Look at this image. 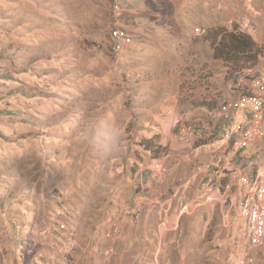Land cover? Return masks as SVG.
<instances>
[{"label": "rangeland", "instance_id": "obj_1", "mask_svg": "<svg viewBox=\"0 0 264 264\" xmlns=\"http://www.w3.org/2000/svg\"><path fill=\"white\" fill-rule=\"evenodd\" d=\"M235 23L253 64L213 56ZM239 95L264 99V0H0V264H264L220 138Z\"/></svg>", "mask_w": 264, "mask_h": 264}, {"label": "built area", "instance_id": "obj_2", "mask_svg": "<svg viewBox=\"0 0 264 264\" xmlns=\"http://www.w3.org/2000/svg\"><path fill=\"white\" fill-rule=\"evenodd\" d=\"M114 38L122 43L131 42L130 37L119 28L114 30ZM220 112L225 123L220 138L226 147L233 149L232 154L242 157L246 150L254 146L258 153L256 161L262 158L254 174L238 180L240 196L235 197L236 202L234 200L237 211L248 220L249 237L261 243L264 238V99L254 95H239L221 107ZM218 115L215 113L212 116ZM254 162L250 161V165H254ZM215 165L213 160L203 166L208 169ZM117 230L115 222L112 231Z\"/></svg>", "mask_w": 264, "mask_h": 264}, {"label": "trees", "instance_id": "obj_3", "mask_svg": "<svg viewBox=\"0 0 264 264\" xmlns=\"http://www.w3.org/2000/svg\"><path fill=\"white\" fill-rule=\"evenodd\" d=\"M214 58H222L228 62L255 63L261 51L258 48L253 27L233 24L232 29L215 27L211 29ZM149 140L143 139L142 146L146 149Z\"/></svg>", "mask_w": 264, "mask_h": 264}, {"label": "clouds", "instance_id": "obj_4", "mask_svg": "<svg viewBox=\"0 0 264 264\" xmlns=\"http://www.w3.org/2000/svg\"><path fill=\"white\" fill-rule=\"evenodd\" d=\"M108 131L103 140L94 141L95 150L101 158H109L118 154L123 147V135L118 127L107 122Z\"/></svg>", "mask_w": 264, "mask_h": 264}, {"label": "crops", "instance_id": "obj_5", "mask_svg": "<svg viewBox=\"0 0 264 264\" xmlns=\"http://www.w3.org/2000/svg\"><path fill=\"white\" fill-rule=\"evenodd\" d=\"M240 81V80H239ZM216 117H218V116H216ZM210 119L212 120V119H214V117L211 115V117H210ZM224 125H225V123L223 122V124H221V130L220 131H222V129L224 128ZM207 128V127H206ZM206 130H208V129H206ZM218 132V131H217ZM210 134V133H209ZM218 134H220V133H218ZM213 139V138H212ZM249 150H251V149H248V150H246L247 151V153H249L248 155H250V152H249ZM246 151H245V154H246ZM245 154H243L244 155V157H245ZM248 155H246V156H248ZM214 157H217V155H215ZM213 157V158H214ZM243 157V158H244ZM228 158H230V157H228ZM241 158V159H239V162L241 163V165H247L245 168H243V167H239L240 169H238L237 171L239 172L238 173V180L241 178V177H244V176H249L250 174H252V171L250 170V165H248V158ZM204 169H202V168H200V169H196L195 168V173L197 174V175H200V177H201V179L203 180L204 178L205 179H209V178H211V176H212V174L214 173L213 171H209L206 167H203ZM235 170V169H234ZM236 171V172H237ZM235 172V173H236ZM209 198V197H208ZM208 198H207V200H208ZM262 244V243H261ZM259 249H261V252L262 253H264V245H262V246H260L259 247ZM178 264H183V261L181 260Z\"/></svg>", "mask_w": 264, "mask_h": 264}]
</instances>
